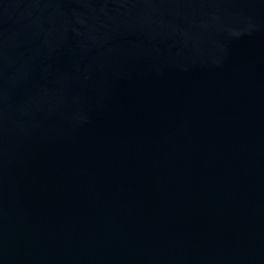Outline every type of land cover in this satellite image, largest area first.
Listing matches in <instances>:
<instances>
[{"label": "water", "instance_id": "95a60500", "mask_svg": "<svg viewBox=\"0 0 264 264\" xmlns=\"http://www.w3.org/2000/svg\"><path fill=\"white\" fill-rule=\"evenodd\" d=\"M0 264H264V0H0Z\"/></svg>", "mask_w": 264, "mask_h": 264}]
</instances>
